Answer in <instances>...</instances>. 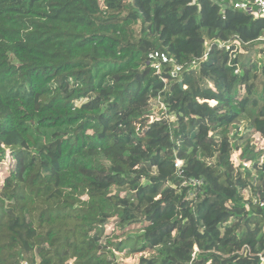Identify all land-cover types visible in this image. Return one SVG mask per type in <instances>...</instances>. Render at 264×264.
Segmentation results:
<instances>
[{"label": "trees", "instance_id": "trees-1", "mask_svg": "<svg viewBox=\"0 0 264 264\" xmlns=\"http://www.w3.org/2000/svg\"><path fill=\"white\" fill-rule=\"evenodd\" d=\"M256 134L264 15L0 0V264H264Z\"/></svg>", "mask_w": 264, "mask_h": 264}, {"label": "built area", "instance_id": "built-area-1", "mask_svg": "<svg viewBox=\"0 0 264 264\" xmlns=\"http://www.w3.org/2000/svg\"><path fill=\"white\" fill-rule=\"evenodd\" d=\"M231 4L248 12H254L256 15H264V0H231ZM152 65L159 70L161 68L162 62H167L169 60L168 56L163 52H153L149 55ZM178 68V67H177ZM181 161L176 160V166H180ZM201 182L196 179H190L186 183L189 187L188 193L190 196L196 194V186Z\"/></svg>", "mask_w": 264, "mask_h": 264}, {"label": "rangeland", "instance_id": "rangeland-1", "mask_svg": "<svg viewBox=\"0 0 264 264\" xmlns=\"http://www.w3.org/2000/svg\"><path fill=\"white\" fill-rule=\"evenodd\" d=\"M254 141L258 147H261L264 144V138L260 134L255 135ZM233 158H234V162L236 164H239L240 159L238 158L237 153L234 155ZM12 164H13V161L9 156L7 157L5 162L0 163V185L2 184L4 177H5L6 173L8 172V170ZM117 260L120 262H123V263L130 264V263H133L134 261H136L137 257L135 255H126V254H122V253L119 254L118 253L117 254ZM23 264H32V263H30V260L27 259L26 261L23 262Z\"/></svg>", "mask_w": 264, "mask_h": 264}]
</instances>
